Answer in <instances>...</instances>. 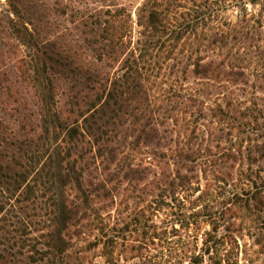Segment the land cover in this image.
Returning <instances> with one entry per match:
<instances>
[{"label": "trees", "instance_id": "1", "mask_svg": "<svg viewBox=\"0 0 264 264\" xmlns=\"http://www.w3.org/2000/svg\"><path fill=\"white\" fill-rule=\"evenodd\" d=\"M179 1L145 0L135 22L125 6L52 0L51 15L60 20L62 30L75 34L76 45L69 48L70 44L54 39L33 42L35 104L9 74L0 52V99L17 130V137L0 139L4 146L0 153V264L78 262L77 258L72 261L70 253L74 241L87 229L102 225L96 208H111L124 186H145L149 179H158L152 163L127 162L128 151H184L179 157L190 162L192 149H180L181 143L174 141L181 129L168 116L174 105L189 117L183 120L184 128L192 127V133L212 136L215 121L220 131L247 135L250 143L245 151H261L257 154L264 158V144L252 146L259 134L264 137V126H260L264 109L256 102L257 93H264V65L251 71L253 47L249 45L262 21L251 14L248 18V5L256 7L264 0H233L235 5L232 0H203L177 17L182 8ZM226 7L237 8L240 20L235 27L222 29L219 20ZM192 36L190 55L175 57L172 84L156 97L155 83L150 85L155 77L153 65ZM230 42L233 46L225 52ZM189 80L198 87L220 90L221 97L212 101L199 89L176 87ZM245 95H252L254 102L246 105L241 101ZM207 100L213 105L209 110ZM162 103L166 108L159 106ZM206 117L211 119L209 125ZM239 151L242 160L255 164V154L244 157L243 149ZM193 172L192 168L176 171L168 186L169 197L193 190ZM251 182V199L258 208L264 205V184ZM165 190L159 197L165 196ZM42 205L51 208L50 214L33 215L39 218L34 223L24 218L45 210ZM7 206L17 213L11 221L5 217ZM94 245L89 243L87 250ZM211 253L216 255L210 258L215 259L212 264L231 260L228 253L219 257L213 246L202 256ZM203 257L194 256L190 264H201Z\"/></svg>", "mask_w": 264, "mask_h": 264}, {"label": "rangeland", "instance_id": "2", "mask_svg": "<svg viewBox=\"0 0 264 264\" xmlns=\"http://www.w3.org/2000/svg\"><path fill=\"white\" fill-rule=\"evenodd\" d=\"M51 1L0 0V52L4 61H7V71L33 104L37 102L38 97L33 68L35 65L33 42L54 39L63 45L70 44L69 48L76 45L75 34L71 30H62L60 20L51 15ZM79 1L93 7L125 6L132 12L136 22V11L145 0ZM203 2V0L177 2L182 6L177 12V17ZM232 4L235 5L233 0ZM248 11V18L251 14L255 20L262 21L261 25H256L258 32L249 41V45L253 47L251 71L261 70L264 65V3L260 2L256 7L248 5ZM239 20V10L231 7L227 10L226 7L219 21L223 26L221 28L226 29L225 26L235 27ZM200 32L201 29L197 35L202 39ZM205 34L210 35L209 29H206ZM191 41H195V36H192L189 42L183 39L175 52L170 50L171 54L167 52L162 54L156 65H153L154 72L151 75L155 77L150 79V85L155 83L152 88L156 97L163 94V90H167L172 84L176 70L174 59L176 56L179 57L180 53L182 57L190 55ZM231 46L233 42L225 48V52ZM78 54L80 55L79 51ZM81 57L86 56L82 54ZM165 57L168 58L164 59ZM88 62L90 60L84 61V64L87 65ZM117 70L116 67L114 71ZM182 85L194 91L199 89L201 95L211 97L212 101L221 97L218 95L220 90L207 86L198 87L194 80H189L185 84L179 82L176 87ZM256 97L259 98L256 102L264 109V93H257ZM253 99L252 95H245L241 101L249 105L254 102ZM159 106L166 108L163 103ZM205 106V109L209 110L213 105L207 100ZM171 109L173 111L168 116L173 119L172 123L178 122V128L181 127L180 134L175 135L174 141L176 144L181 143L180 149L186 151L192 149L190 162L184 160V157H179V153L184 151L145 149L128 151L127 162L152 163L157 167L155 169L159 173L158 179H149L148 185L145 186H124L123 193L111 208L108 210L103 206L96 208L99 209V222L105 228L99 224L96 230L87 229L74 241V248L70 253L73 262H76V258L79 259L75 264H190L194 256L203 257L206 248L212 246L216 248L219 257L221 253L225 255L228 253L231 258L229 264H264V205L256 208L251 199L254 191L251 181L258 185L264 184V158L261 160L257 154L261 151H245L250 143L247 135H239L235 131L230 135L227 130L220 131L221 127L215 121L212 136L194 134L191 132L194 131L192 127L184 128L183 120H188L189 117L181 114L182 109H179L178 105ZM206 119L205 123L209 125L211 119L210 117ZM13 120L11 114L4 110L0 99V139L3 136L10 138L12 134L17 137ZM260 126H264V120ZM255 139L256 142L252 146L257 145L261 148L264 144L262 134ZM0 145L2 153L4 146ZM229 148H233L234 151H227ZM240 148L243 149L244 157L251 153L255 154L257 161L253 166L241 159ZM189 168H192L193 176L196 177L193 190L177 194L173 198L169 197L171 189L168 186L176 171H186ZM68 190L69 187L66 191ZM163 190L166 192L162 198L159 195ZM46 208L44 206L45 210L36 211L35 214L30 212L24 218L28 217V221L32 223L37 222L39 218L36 216L34 218L33 215L43 217L50 214L51 208L48 210ZM5 212V217L10 221L11 216L17 215L9 206ZM16 221L18 219L13 222ZM223 240L229 243L224 244ZM89 243L95 245L87 250ZM213 256L216 255L213 253L210 256L205 255L201 264H212L215 259L210 258H214ZM21 264L28 263L23 260Z\"/></svg>", "mask_w": 264, "mask_h": 264}]
</instances>
